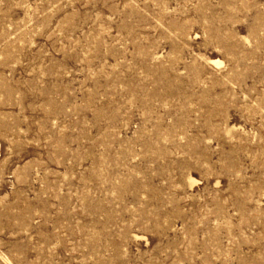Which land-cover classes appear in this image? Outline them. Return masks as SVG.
Listing matches in <instances>:
<instances>
[{
	"label": "rangeland",
	"instance_id": "1",
	"mask_svg": "<svg viewBox=\"0 0 264 264\" xmlns=\"http://www.w3.org/2000/svg\"><path fill=\"white\" fill-rule=\"evenodd\" d=\"M0 264H264V0H0Z\"/></svg>",
	"mask_w": 264,
	"mask_h": 264
},
{
	"label": "bare ground",
	"instance_id": "2",
	"mask_svg": "<svg viewBox=\"0 0 264 264\" xmlns=\"http://www.w3.org/2000/svg\"><path fill=\"white\" fill-rule=\"evenodd\" d=\"M0 149H1V145H0Z\"/></svg>",
	"mask_w": 264,
	"mask_h": 264
}]
</instances>
